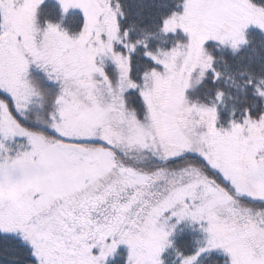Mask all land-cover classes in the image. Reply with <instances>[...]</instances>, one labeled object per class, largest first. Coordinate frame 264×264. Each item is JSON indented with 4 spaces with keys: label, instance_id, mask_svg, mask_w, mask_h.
Returning <instances> with one entry per match:
<instances>
[{
    "label": "snow or ice",
    "instance_id": "obj_1",
    "mask_svg": "<svg viewBox=\"0 0 264 264\" xmlns=\"http://www.w3.org/2000/svg\"><path fill=\"white\" fill-rule=\"evenodd\" d=\"M47 2L0 0V264H264V69L225 118L213 54L264 0Z\"/></svg>",
    "mask_w": 264,
    "mask_h": 264
},
{
    "label": "trees",
    "instance_id": "obj_2",
    "mask_svg": "<svg viewBox=\"0 0 264 264\" xmlns=\"http://www.w3.org/2000/svg\"><path fill=\"white\" fill-rule=\"evenodd\" d=\"M127 2L131 5V10L134 14L139 13L143 17H148L156 11V5L160 0H127ZM45 17L54 21L61 19L60 9L55 4V0H48L47 4L42 7L40 13L41 21ZM74 18L82 20L80 10L74 9L70 11L65 22L66 25L72 26ZM248 32L250 42L239 50H233L230 47H219L213 50V54L216 56V67L222 73L221 79L215 86L225 93L221 105L225 118L229 117L233 110L237 114H241L246 106H251L254 98L247 81L251 75L259 74L260 70L264 69V33H261L256 27H250ZM203 91V88L198 89L195 94H201ZM256 102L257 104L260 103V101ZM30 115L36 119L43 118V113L39 108L35 107ZM222 123L227 126L226 119L222 120ZM200 236L199 232L186 228L184 233L178 237L177 244L182 247L185 240H190L194 244ZM126 257L127 248L120 246L119 255L115 260L110 261L109 264H125ZM214 257L220 260L221 264L226 261L230 264L229 257L223 253L214 254ZM170 264H179L174 254L170 257ZM204 264H210V262L204 261Z\"/></svg>",
    "mask_w": 264,
    "mask_h": 264
},
{
    "label": "rangeland",
    "instance_id": "obj_3",
    "mask_svg": "<svg viewBox=\"0 0 264 264\" xmlns=\"http://www.w3.org/2000/svg\"><path fill=\"white\" fill-rule=\"evenodd\" d=\"M250 27H256V26H250ZM257 28V27H256ZM121 247H125V248H127V246L126 245H122Z\"/></svg>",
    "mask_w": 264,
    "mask_h": 264
}]
</instances>
